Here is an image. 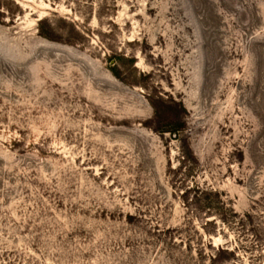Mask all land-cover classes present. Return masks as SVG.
I'll use <instances>...</instances> for the list:
<instances>
[{"label":"rangeland","instance_id":"obj_1","mask_svg":"<svg viewBox=\"0 0 264 264\" xmlns=\"http://www.w3.org/2000/svg\"><path fill=\"white\" fill-rule=\"evenodd\" d=\"M0 264H264V0H0Z\"/></svg>","mask_w":264,"mask_h":264}]
</instances>
